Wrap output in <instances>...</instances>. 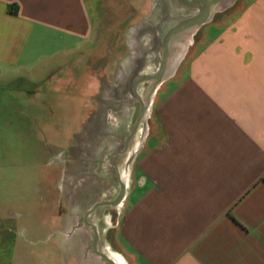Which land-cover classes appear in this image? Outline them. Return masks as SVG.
I'll return each instance as SVG.
<instances>
[{
  "label": "crops",
  "instance_id": "crops-1",
  "mask_svg": "<svg viewBox=\"0 0 264 264\" xmlns=\"http://www.w3.org/2000/svg\"><path fill=\"white\" fill-rule=\"evenodd\" d=\"M222 1L0 0V116L25 106L45 137L37 181L45 197L27 223L0 221L13 233L11 255L0 239V263L103 264L97 232V250L115 264H264V0H243L242 11L223 17L231 5ZM196 17L208 19L198 27ZM95 33L125 41L116 71L137 70L138 80L163 71L142 150L128 159V179L117 171L126 192L115 227L112 211L87 214L119 193L103 201L96 179L70 187L85 173L70 137L84 132L85 60L96 48L85 45ZM114 46L109 64L97 61L105 70ZM146 82L148 99L156 83ZM143 83L134 92L140 104ZM30 199L25 208L38 204ZM23 231L48 235L43 261L23 253Z\"/></svg>",
  "mask_w": 264,
  "mask_h": 264
},
{
  "label": "rangeland",
  "instance_id": "rangeland-1",
  "mask_svg": "<svg viewBox=\"0 0 264 264\" xmlns=\"http://www.w3.org/2000/svg\"><path fill=\"white\" fill-rule=\"evenodd\" d=\"M235 1L230 0L227 6L231 5V8L223 15H219L222 17L232 16L242 11L243 0H239L233 6L232 4ZM222 2L225 3L226 0ZM97 26L99 27L100 25H95V27ZM96 34L85 45L86 50L92 45H95L96 48L88 52L85 60L87 90L85 98L84 132L78 136V139L77 136L70 137V142L73 145L79 144V150L81 151L83 149L79 153L71 152L74 154L73 156L80 154V157L84 158L80 162L79 170L85 173L82 174L83 177L71 179L70 187L72 189L78 188V186L81 188L83 184L88 189L92 186L91 182L95 179L97 181L100 180L102 194L107 195V198H103V201H107L110 200L109 198L113 199L116 197L120 191L116 180L117 171L120 173L121 179H128L127 176L129 173L126 171L128 159L133 152H135V155H138L142 150V129L145 128L147 130L149 126L147 116L152 109L150 105L145 118L137 125L141 104L139 99L134 95V90L136 82L141 78V72L137 70L126 71L125 66H122L123 68L120 67L116 71L118 60L127 51L125 41H100ZM113 46L114 49L112 51L114 55L112 57L111 67L105 70L104 64H97V61L100 57L102 60L108 58L107 64H109L111 60L110 48ZM75 56L71 54L70 59H73ZM59 58L62 57L59 56ZM135 68L136 65H134ZM94 82H97L98 85L95 89L92 88ZM27 85L23 84V88H28ZM150 85L152 83L144 82L140 88L145 101L150 91ZM91 88L92 90H89ZM28 112L27 107L23 106L21 111H17V114L4 112L0 116V151L3 152V165L0 169V179L3 181L0 185V212L2 214L0 221H3L7 228L12 227L14 223H27L29 221L28 219L32 217L27 216L26 212L28 210H39L42 205L41 201L45 197L43 194L44 190L41 189L45 186L37 184V181H39L42 175V170L39 167L40 163H42L40 150L45 144V137L41 135L43 134L40 130V126H42L41 121L28 119L26 117ZM80 123H83V121H80ZM133 131H135L133 137L128 138ZM57 138L61 142L64 136L60 135L58 137L55 135L54 139L56 140ZM57 152L58 150H55L54 153L58 154ZM58 161V159H54V163ZM132 166L133 161L129 164V168L132 169ZM76 170L73 167L72 171L75 172L74 175H76ZM77 181L80 182L79 185L78 183L74 184ZM81 182L83 183L81 184ZM46 187L50 189L51 185L48 184ZM25 198H31L30 201L35 202V204L38 202V204L32 208H25L21 201ZM120 206H105L99 208L103 212H113V227H115V221L122 212ZM15 212L21 215H16ZM114 230L115 228L111 230V233L110 231L108 232L107 238L114 239ZM12 234L8 229L4 231L0 230V239L7 246L5 255L12 254V248L10 247L13 243L12 238H10ZM47 237L48 235L42 233L34 236L27 231L20 232L18 235L20 242L24 245L22 248L23 253L29 254L30 252H34L35 255L41 257L40 261L44 260L46 256L45 251H48ZM105 238L103 237L99 242V248L101 249H103L102 246L104 245ZM1 250L0 248V255L4 253ZM57 261L59 262L60 260ZM101 261L103 264H107L102 259ZM37 264L52 263L42 262Z\"/></svg>",
  "mask_w": 264,
  "mask_h": 264
},
{
  "label": "water",
  "instance_id": "water-1",
  "mask_svg": "<svg viewBox=\"0 0 264 264\" xmlns=\"http://www.w3.org/2000/svg\"><path fill=\"white\" fill-rule=\"evenodd\" d=\"M218 10H219V9L217 8L216 11H218ZM210 15H211V13H210ZM207 19H208V17L205 18V19H203L202 17H196L195 19H193V24H194L195 26L200 27V26H201V25H202ZM162 75H163V71L160 70V72H158L156 75L151 76V77H147V78H145V79H140V80H138V81L136 82V85H135V91H134L135 93H136V88H137V86H138L139 84H141L142 82H145V81H155V83H156V84L154 85V87H153V89H152V91H151V94H150V96L148 97L147 101H146V102L141 101L140 112H139L138 119H137V125H139L140 122L145 118V116H146V114H147V111H148V108H149V106H150L151 98H152V96H153V94H154V92H155V90H156V86H157V84H158L159 81L161 80ZM136 129H137V128H136ZM136 129H135V131H136ZM135 131H134L133 135L135 134ZM133 135H132L130 138H132ZM126 147H127V143H126ZM131 160H132V158L130 159V162H131ZM128 165H129V164H128ZM125 192H126L125 185H124V184H121V189H120V192H119L118 196L116 197V199H114L113 201L102 202V203H98V204H96V205H95V206L89 211V213L87 214V216L90 215L91 213L95 212L98 208H100V207H102V206L118 207L119 205L122 204V202H123V200H124ZM97 243H98V234H97V232H95V240H94V251H95V253H96L98 256H100V257H101L104 261H106L107 263H109V264H115L114 261H112V259H111L108 255H106V254H104V253H102V252H99V251L97 250Z\"/></svg>",
  "mask_w": 264,
  "mask_h": 264
},
{
  "label": "bare ground",
  "instance_id": "bare-ground-1",
  "mask_svg": "<svg viewBox=\"0 0 264 264\" xmlns=\"http://www.w3.org/2000/svg\"><path fill=\"white\" fill-rule=\"evenodd\" d=\"M116 257H118L122 262H124V259L121 256L116 255Z\"/></svg>",
  "mask_w": 264,
  "mask_h": 264
}]
</instances>
